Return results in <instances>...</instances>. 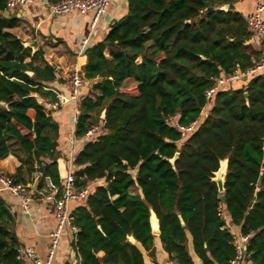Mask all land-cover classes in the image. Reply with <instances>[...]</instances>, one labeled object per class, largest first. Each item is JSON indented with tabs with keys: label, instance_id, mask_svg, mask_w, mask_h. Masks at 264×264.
<instances>
[{
	"label": "trees",
	"instance_id": "1",
	"mask_svg": "<svg viewBox=\"0 0 264 264\" xmlns=\"http://www.w3.org/2000/svg\"><path fill=\"white\" fill-rule=\"evenodd\" d=\"M5 2L0 0V160L13 155L22 161L16 182L26 167L59 186L58 124L44 103L56 102L50 85L57 78L51 66H33L41 54L10 32L20 19L3 16ZM232 3L126 0V14L85 51L84 77L99 79L92 86L98 94L81 100L74 135L84 136L96 123L102 132L73 159L76 188L95 183L84 204L71 210L78 228L72 247L81 264H145L155 237L178 264H196L194 256L200 264H229L234 236L219 203L231 225L250 234L252 264H264V72L218 85L258 60ZM127 79L136 86L122 90ZM237 81L244 85L236 87ZM193 122V130H182ZM224 160L221 194L213 179ZM132 187L140 194H131ZM150 211L158 235L151 233ZM11 220L0 196V264L21 263Z\"/></svg>",
	"mask_w": 264,
	"mask_h": 264
},
{
	"label": "crops",
	"instance_id": "2",
	"mask_svg": "<svg viewBox=\"0 0 264 264\" xmlns=\"http://www.w3.org/2000/svg\"><path fill=\"white\" fill-rule=\"evenodd\" d=\"M53 1L55 0H33V4L17 9L10 14L15 15L20 19L19 25L16 28L11 29L10 32L21 40L23 44L32 43L34 41L37 42V51L40 52L41 58L34 61L33 66L41 68L44 67L45 64L49 66L52 64L59 66L62 69H66L76 63H86L85 51L101 42L115 22L127 12L126 0H111L107 11L100 16L96 24L92 27L94 17L92 11H89L82 16L73 13L50 17L42 3ZM260 2L264 4V0H260ZM256 6V0H233L232 11L238 12L243 18H246L255 12ZM85 38L88 39V44L85 50L82 51L81 44ZM248 43L254 52L253 59L255 61L260 55V43L257 38L251 35ZM45 57L50 61L48 62ZM56 78L57 80L50 85V87H52L51 90L56 96L69 97L71 93L69 89V81L58 78L57 75ZM98 80L99 79L86 80V84L79 92L80 99L78 102H68L57 111L50 113L53 120L58 124L56 149L59 154L57 160L64 159L66 161L67 170L70 162L87 142L85 141L84 136L76 137L74 135V111L78 110L79 104L83 98L90 97L93 99L94 95L98 94L92 91L93 84ZM246 80L248 79H240L242 82H245ZM127 81L134 82L132 79H127L124 83ZM240 81L234 82V85L236 87L244 85ZM208 112L209 108L205 110L204 116H206ZM90 116L93 117V121L96 120L95 112H92ZM98 118L100 119L101 115ZM95 126L101 125L100 123H96ZM72 147H74V156L71 155ZM223 162L225 163V177L227 161L224 160L221 163ZM21 164L22 161L18 158L13 155H8L6 158L0 160V171H4L16 179L15 174ZM34 180L33 173H29L26 167H23L21 180L17 178V181L28 185L32 184L33 187ZM39 183L41 182L39 181ZM60 183L61 180L59 179V185ZM37 185L35 189H38ZM129 192L133 195L140 194L139 189L136 187H132ZM0 196L5 200V203L12 214L10 228L20 243V249L32 247L41 259L45 258L50 243L49 233L56 225L49 204L41 198H36L30 205L29 214H23L20 210L17 198L10 196L5 191H0ZM81 204L82 202L73 203L71 205V210ZM224 220H226V227H228L231 233L237 235L239 230L231 225L229 217L225 216ZM188 249L191 253L192 247L189 237ZM97 256L102 257L103 252H99ZM144 257L145 264H148L150 259L157 264H164L169 260L162 251V245L157 237L154 239L153 256H148L144 253ZM18 258L21 261L20 264H32L31 261L24 257L19 256ZM193 259L196 264H200V261L195 256ZM53 264H79L78 253L72 247V234L68 228L63 229L61 233L59 247L56 251Z\"/></svg>",
	"mask_w": 264,
	"mask_h": 264
},
{
	"label": "built area",
	"instance_id": "3",
	"mask_svg": "<svg viewBox=\"0 0 264 264\" xmlns=\"http://www.w3.org/2000/svg\"><path fill=\"white\" fill-rule=\"evenodd\" d=\"M111 0H57L55 2L42 3L46 8L50 17L65 14H78L85 15L87 12L92 11L94 13L92 27L96 24L101 15H103L110 4ZM257 6L255 12L252 15L247 16L245 19L246 29L249 35L258 39L260 43V55L254 65L248 68L243 73H235L232 76L222 79L218 82V85L240 80L243 76H252L259 72H264V4L260 0H256ZM33 4V0H6L5 12L11 14L17 9L26 7ZM88 44V39L85 38L81 44V50H85ZM49 62L50 60L45 57ZM86 63H76L73 66L62 69L59 66L51 64L53 72L58 76L69 81L70 95L56 96V102H45L47 110L51 112L57 111L60 107L68 102H78L79 92L86 84L83 68ZM217 87H213L205 93L206 99H209L211 95L216 91ZM42 102V100H41ZM79 112L74 111L73 122L76 125ZM196 122L191 123L188 128H182L183 131L193 130ZM102 126H93L85 133V141H93L96 139V134H100ZM71 155L74 156V147L71 149ZM73 160L68 167V174L64 180H61L60 185L54 184L48 176H43L41 172L36 170L33 173V178L42 180V189L33 188L32 184L28 185L23 182H16L12 176L4 171H0V191L7 192L10 196L18 199L20 210L23 214H29L30 205L36 198H41L46 201L55 219V228L49 233V248L47 250L45 258L41 259L35 252L34 248L27 247L19 249L18 253L20 257H24L31 261L32 264H53V260L56 251L59 247V239L63 229L68 228L72 234V242H75V235L78 232V228L74 225V219L71 215V205L76 202H85L87 197L91 194L95 183H87L82 188L77 189L74 183L73 173L75 170ZM218 212L222 218L225 217L222 203L218 204ZM231 232V231H230ZM232 242L234 249V256L229 261V264H252L247 254V248L249 244L250 234L243 235L240 232L237 235H233ZM79 264H81V258L78 255ZM148 264H157L152 259ZM164 264H178L174 260H167Z\"/></svg>",
	"mask_w": 264,
	"mask_h": 264
},
{
	"label": "water",
	"instance_id": "4",
	"mask_svg": "<svg viewBox=\"0 0 264 264\" xmlns=\"http://www.w3.org/2000/svg\"><path fill=\"white\" fill-rule=\"evenodd\" d=\"M221 9L222 10H227L228 6L226 5V6L222 7ZM9 15L10 14L7 13V12L3 13V16L5 18H8ZM23 46L26 47V48H29L31 50L32 54H35L37 52V42L36 41H34L32 43H25V44H23ZM27 74L30 75V76L32 75V73H29V72ZM246 78H247L246 76L242 77L243 80H245ZM38 102H41V100L39 99ZM104 114H105V112L102 111V113H101V119L102 120L104 119ZM177 157H178V153H176L174 155V157L169 160V162L171 164H174V161H175V159ZM219 170H220V168H219ZM218 171L215 173V178L213 179V181L217 185L218 192L222 194L224 192V186H223L224 185V173L222 174V173H220ZM57 172H58V176H59L60 180H64L67 177L68 172H67V169H66V161L64 159H58L57 160ZM37 183H38V179H35L33 188H36ZM152 214H154V213L152 211H150L151 233L154 234V235H158L159 234V225H158V220H157L155 214H154V216H155V220H156V228L153 229L152 226H151V216H152ZM128 240H129V242L134 243V239L132 237H129Z\"/></svg>",
	"mask_w": 264,
	"mask_h": 264
},
{
	"label": "bare ground",
	"instance_id": "5",
	"mask_svg": "<svg viewBox=\"0 0 264 264\" xmlns=\"http://www.w3.org/2000/svg\"><path fill=\"white\" fill-rule=\"evenodd\" d=\"M224 168H225V163L223 162V163H221L220 170L218 172L223 174L224 173ZM151 226H152L153 229L156 228V220H155L154 214H152V216H151Z\"/></svg>",
	"mask_w": 264,
	"mask_h": 264
},
{
	"label": "rangeland",
	"instance_id": "6",
	"mask_svg": "<svg viewBox=\"0 0 264 264\" xmlns=\"http://www.w3.org/2000/svg\"><path fill=\"white\" fill-rule=\"evenodd\" d=\"M136 85L132 81H127L126 83L123 84V87L121 88L122 90H130L134 88Z\"/></svg>",
	"mask_w": 264,
	"mask_h": 264
}]
</instances>
